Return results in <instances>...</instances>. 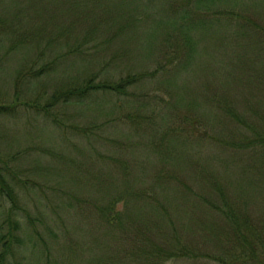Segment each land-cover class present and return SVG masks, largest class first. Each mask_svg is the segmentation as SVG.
Masks as SVG:
<instances>
[{
	"label": "trees",
	"instance_id": "16d2710c",
	"mask_svg": "<svg viewBox=\"0 0 264 264\" xmlns=\"http://www.w3.org/2000/svg\"><path fill=\"white\" fill-rule=\"evenodd\" d=\"M231 3L244 6L239 9L244 13L237 10L241 14L234 23L230 19L234 15ZM259 6L257 0H164L147 3H137L136 0H0V87H6L0 88V118L12 119L19 107L24 114L30 112L39 115L49 124L58 125L60 130L63 126L69 128L87 142L83 131L91 132L94 125L82 124L77 118L65 122L67 115L63 117L59 113L67 110V104L85 105L88 95L97 92L126 93L131 86L140 84L145 76L142 72H129L115 80H98L96 76L104 70L101 67L98 72H87L77 78L57 71L59 74L49 84L44 77L56 72V69H52L54 62H62L70 55H75L77 61H84L87 55L91 54L90 58L95 55L93 50H114L111 55L116 62V54L122 59L124 48L131 38H136L134 33L137 31L144 35V41L149 45V36L154 37L155 41L159 34L166 37L160 44L164 47L161 54H158L159 43L152 39L154 51L147 56L151 55L152 59L154 55V60L162 65L161 69L167 65L164 71L166 79L167 75L170 78L166 70L181 63L190 64L198 48V58L202 50H207L211 55L217 50L224 52L222 55L228 62L236 54L235 62L239 63L234 77L242 86H246L251 79L244 68H240V63L256 64L258 75L254 76V83L264 95V22L247 12L250 7L261 15ZM153 7L157 15L155 22H147L146 14L137 13L151 11ZM160 10L166 13L160 14ZM172 12L177 16H173ZM231 28L247 39L250 36L246 33L252 30L256 40L253 47L247 51H238L233 47L238 42L230 38L233 34ZM204 33L207 37L203 43L200 35ZM216 34L221 45L218 48L212 45ZM117 42L121 44L118 46ZM240 45H244V42ZM11 53L18 54L21 62L13 68L7 66L9 69L3 72L5 62H1V59L9 57ZM210 74L213 72L210 71ZM225 81H228L226 77H221L219 82L224 84ZM222 94L225 92H208L207 96L204 93V99L211 104L210 109L220 111L217 116L224 114L231 120V127L226 131L228 137L220 135L224 134L222 127L210 134L206 126L203 133H192L191 140L197 142L210 137L221 146L220 142H224L228 148L257 146L256 149H264V132L257 130L246 137L249 134L243 127V124L262 125L252 122L255 113L250 107L244 109L235 99ZM260 106H264V103L261 102ZM203 119L206 123V119ZM211 122L209 119L207 124L214 128ZM165 131H158L163 139ZM175 134L182 135L178 130ZM89 135L92 138L95 133ZM101 142L106 145V152L113 153L108 155L113 159L111 166L106 160L97 161L95 150L76 153L73 161L62 154L53 162L46 159L42 162L44 152L40 146H36L33 154L27 152L43 176H54L52 184L58 190L53 186L50 190L55 200L53 203L47 202L41 191L39 194L33 192V182L21 179L14 171L16 166L9 163H17L27 153L21 148L6 152L5 156L0 152V206L4 208L0 212V264H163L166 259L182 254L189 258L209 256L218 264H264V223H248L244 217L233 213L231 207L222 208L224 203L229 202L222 196L224 189L219 185V176L204 175L205 169L197 166L198 160L188 158L176 163L174 149L165 160L166 166L160 160L161 167L157 166L148 177L134 175L128 172H137L141 168L140 162L124 161L114 154L124 148L118 139L105 137L101 138ZM145 146L157 154V147L151 144ZM45 150H49L50 158L57 153L55 148ZM183 153L185 157L190 155L189 150ZM64 156L65 165L62 164ZM92 164L93 167H90ZM68 165H72L74 173L62 174L61 171L67 170ZM185 170H190L193 175H188ZM177 171L183 172L179 174ZM56 179L65 186L54 182ZM202 179L209 184V189ZM21 181L24 182L18 187L17 183ZM200 181L202 191L219 195V198L212 199L200 192L199 185V190L196 186ZM81 185H86V190ZM38 187L42 188V183ZM69 188L74 190H67ZM17 190L22 192L19 196ZM179 193L181 195L178 197ZM169 198L187 200L186 210L180 212L179 204L170 206ZM194 198L203 200L201 204L229 218H242L241 222L236 223L238 226L217 234L220 244L215 247L213 243L211 248L205 245L207 235L204 241L194 238V242L189 236L174 232L178 227L191 232L189 226L203 220L201 204L198 208L190 206L195 205ZM199 224H203V221ZM199 227V232L204 231L203 225ZM251 232L253 236L249 237ZM77 234L80 238H75ZM60 237L63 239L61 246L57 243ZM63 249L64 253L61 254ZM25 250L30 256L23 252ZM40 250L42 261L39 263L34 255Z\"/></svg>",
	"mask_w": 264,
	"mask_h": 264
},
{
	"label": "rangeland",
	"instance_id": "374dc122",
	"mask_svg": "<svg viewBox=\"0 0 264 264\" xmlns=\"http://www.w3.org/2000/svg\"><path fill=\"white\" fill-rule=\"evenodd\" d=\"M136 1L137 3H147L149 1L160 2L164 0ZM257 2L260 4L259 10L262 17L257 11H254L256 9L249 7L247 12L252 14L255 19H261L263 23L264 1L262 2L261 0L259 2V0H257ZM217 4L218 1L215 2V5ZM257 6L258 4L256 3L255 7L257 8ZM242 7L244 6H242L241 3H231L234 15L231 16L230 19L233 23L240 17L241 13H238V11L244 13L243 10H239ZM158 12L160 14L166 13L164 10ZM137 13L146 14L147 19L145 20L147 22H155L157 16L154 7L151 11L145 10ZM172 15L177 16V14H174L173 12ZM146 25L147 24H141L140 26ZM217 28L218 27H216V29ZM231 31L233 34L230 35V38H234L236 42H238L236 43L238 45L233 47L238 51L250 50L256 42L252 30L246 33L250 36L249 39L244 38L242 34L239 35V33H236L233 28H231ZM205 35L207 34L204 33L203 36L200 35V38L203 39V43L207 37ZM134 36H136V38H131L128 45L124 48L122 59L116 54L118 57V61L116 62L112 60L113 55H111L114 50H93L95 55L91 58V54L87 55V58L84 61H77L75 60V55H70L62 62H54L52 69H56V72H52L50 77H44V80L49 84L50 82H54L56 74H59L57 71L70 74L71 77L77 78L87 72H98L101 67L104 68V70L96 76V79L98 80L102 78L115 80L118 79L119 76L125 75L129 72H142L143 76H145L143 78L144 80L140 81V84L138 83L135 86H131L129 90L127 89L128 93L115 94L113 92L108 93L101 91L94 93V95H88L89 97L85 105L67 104V110L65 112L61 113L59 110V116L62 115L64 117L67 115L65 122H71L77 118L82 124L87 123L94 125L91 132L88 133L83 131V136H85L87 142L81 139V137H78L77 133L72 132L69 128L63 126L60 130L58 125H51L48 121L41 118V116L34 115L30 112L24 114V110L18 107L14 111L15 115H12V119L3 120L0 118V152L2 151V154L5 156L6 152L11 153L16 151L15 148H21L25 153L31 152V154H33L35 153L36 146H40L42 152H44V155L41 156L43 158L42 162L45 161V159L53 162L58 159V157L62 156V154H66L70 161H73L75 160L76 153L79 154L84 150L89 149L90 151L95 150V158L96 155H98L97 161L106 160L110 165L111 162H113V159L108 155H112L113 153L110 154L106 152L107 147L101 142V138L105 139V137H109L112 140L116 137L118 143L122 144L124 148H122V151L114 154L119 155L120 159H123L124 161L135 160L140 162L141 168L138 169L137 172H134L133 170V173H128L148 177L157 166L161 167L160 160H163L166 166L165 160H167V157H170L172 150L175 149L176 152L174 153H176V155L174 156V159L176 163H179L181 159L192 158L199 161L197 164L199 168L205 169L204 175L219 176V185L224 189L222 196L225 201L228 200L229 202L224 203V207L222 208H227L228 206L231 207L233 213L239 217H244V219L248 220V223L256 225L263 224L264 149H256L257 146L240 149H235L233 147L228 148L225 146L224 142H220L222 144L221 146L210 137L199 139L197 142L191 140L193 137L192 133L201 134L206 126L210 134L221 130L220 128L222 127L224 129V131H222L224 134L221 133L220 135L228 137L226 136V131L231 127V120L224 114L217 116V114L220 113L218 109H210L212 108L210 106L211 104L209 105V103H206L204 99V93L207 96L208 92H225V94L222 95L229 99H235V102L240 107H243L244 109L250 107L252 112L255 113L253 114L252 122L255 124L260 122L262 125L256 126L252 124L251 126L243 124V127L247 131L246 133L249 134L246 137L257 132V130L264 132V106H260L261 102L264 103V95L254 83V76L258 75V66L253 62L240 63V68L242 66L251 79L246 86H242L234 77L237 72V64L239 63L235 62L237 59L236 54L233 55V60L228 62V59L222 55L224 52L220 53L216 50L213 51L211 55L207 50L203 51L201 49L203 53L200 58H198V48L197 54H195V57L190 62L184 61L189 62L190 64L187 65L181 63L166 70V72L170 74V78H168L167 75L166 79L164 71L167 68V65L165 67L163 66L161 69L160 67H162V65L154 60V55L152 59L151 55L147 57L154 51V46L152 44V39L155 41L154 37L149 36V45L145 43V37L141 32H135ZM217 37L218 34L213 36L214 39L212 45L215 48L221 47L217 41ZM165 38V36L163 37L162 34H159L155 42L157 44L159 43L160 46V44H162V39ZM243 42L244 45H240ZM87 44L90 45L91 43ZM120 44V42H117L118 46ZM162 50H164V47L160 46L158 54H161ZM1 51L2 49H0V52ZM1 62H5L3 72H6L9 68H13L16 64L18 65V62H21V60L18 54L13 55L11 53L9 57H2ZM40 62H42V60ZM257 62L259 61L257 60ZM7 66L9 68H7ZM210 71L213 72V74H210ZM2 74L6 75L4 73ZM221 77L224 79L226 77L228 81H225L223 82L224 84H222L219 82ZM215 81L216 83H214ZM212 84H214V87H212ZM0 88L5 89L6 87L5 85H1ZM119 114L121 116L117 117ZM203 118L206 119V123ZM209 119L212 121L211 124L214 125V128L208 126L207 123ZM82 126L83 125H81L80 128H82ZM160 130L166 132L164 133V139L161 138L162 136L160 134L158 135V131ZM176 130L181 132L182 135L175 134ZM92 132L95 133V136H91L93 139L90 138L89 135ZM98 138H100V140H98ZM167 139L170 144L169 142L167 143ZM145 144H151L154 147H157V154L151 152L149 148L147 149ZM50 147L51 149L55 148L57 151V153L52 155V158L49 157V150H45L47 148L50 149ZM186 150L190 151L188 157L183 156V152ZM30 157L31 155H28L27 153L25 157H22L17 163L13 161H9V163L16 166L14 167V171L18 173L21 179L26 178L33 182V192L39 194V191H41L42 196L47 202H55L53 194L50 193L52 186L58 190V187L52 184L54 176L51 174H48L49 177L43 176L40 168L34 165L35 162ZM48 158L50 160H48ZM65 159L66 156L63 157V165H65ZM90 167H93V164L90 165ZM135 167L137 168V165ZM97 169H99V167ZM20 172L22 176L19 174ZM61 172L62 174H73L74 169L72 165H68V169L62 170ZM177 172L182 174L181 172L183 171ZM185 172L188 175H193L190 170H185ZM37 180L42 183V188L38 187L40 183ZM202 181L205 183L206 188L209 189V184L204 179H202ZM23 182L24 181L18 182L17 186L19 187ZM54 182L65 186L59 182V179L54 180ZM198 185L201 190L198 189ZM196 186L200 192L207 194L210 198H219V195H213L209 192L202 191L201 181L198 182ZM81 187L86 190V185H81ZM67 190L74 189L69 188ZM17 192L19 193L18 196L22 193L21 190H17ZM164 192L167 196V190ZM177 195L179 197L181 194L179 193ZM168 200L171 202L170 206L173 204H179L178 210L180 212L186 210L185 204L188 202L187 200L170 198ZM194 203L195 205L190 204V206L198 208V205L203 203V200L194 198ZM5 204L7 205V203ZM207 205L209 204L207 203ZM200 206L203 210L201 211L203 224H199L202 222L200 221L189 226L192 233L183 231L178 227V229H174V232L177 235L184 237L189 236L191 240L195 238L199 240L201 239V241H204V236L207 235L208 240L205 245L211 248L212 243L214 247L215 245L220 244V237L217 235L218 233L234 228L238 226L236 223L242 221V218H235L234 220L223 213L209 209V207L204 204H201ZM3 209L4 208L0 206V212ZM49 212H51V210H49ZM53 220L56 221V219ZM199 225H203L204 231L199 232ZM208 226H210V228L207 230ZM244 230L246 229L244 228ZM251 236H253L252 232L249 237ZM75 238H80V235L77 234ZM62 240L61 237L58 239L57 243H59L60 246ZM244 246L246 247L247 245ZM57 247L55 254L57 253ZM62 251H64V249L60 251L61 254L64 253ZM204 251H206V249ZM23 252L29 255L28 251L25 250ZM210 253L213 254L215 252ZM34 257L38 258L37 260L40 263L42 261L41 250L34 255ZM208 257L195 256L189 258L182 254L166 259L163 264H218L217 261L211 260V258ZM60 264L64 263L61 262Z\"/></svg>",
	"mask_w": 264,
	"mask_h": 264
}]
</instances>
